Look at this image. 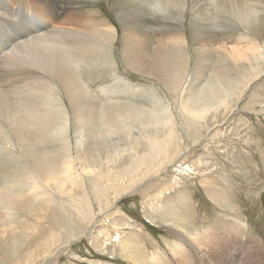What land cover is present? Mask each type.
I'll list each match as a JSON object with an SVG mask.
<instances>
[{
	"label": "bare ground",
	"instance_id": "6f19581e",
	"mask_svg": "<svg viewBox=\"0 0 264 264\" xmlns=\"http://www.w3.org/2000/svg\"><path fill=\"white\" fill-rule=\"evenodd\" d=\"M144 1L153 11L169 13L170 7L176 8L182 19H185L183 10L191 12V36L197 43L195 49L192 48L193 60L183 34L164 40L158 37L157 28L149 25L140 29L127 23L122 24L120 36V53L127 66L162 83L178 100L174 102L179 103L178 109L184 118L197 120L210 109L227 104V100H238L250 80L258 73L259 76L264 74L263 15L250 0H206L208 7L205 8L198 0ZM261 3L264 4V0ZM68 4L69 0H0V45L3 44L0 46V164L13 169L12 174L3 173L0 179L2 264H31L34 260L35 250L28 252L30 240L42 234H34L39 224L52 217V206L57 203L52 196L57 190L75 193L78 188L82 191L79 197L84 199L88 198L87 187L90 186L103 211L109 198L103 202L102 197L107 196L109 190L119 192L125 178L137 185L179 154L174 142L177 135L174 110L163 100L156 86L129 83L116 77L118 62L113 47L118 28L109 19L108 23L97 20L96 13L69 8ZM232 4L243 6L246 16L235 18ZM210 7L221 13L223 22L218 21V13L213 22L201 21L214 17ZM104 22L109 25L105 26ZM216 23L242 25L244 29L238 39L244 46L218 44L217 54L213 34ZM256 24L259 27L252 29ZM214 52L218 61L213 59ZM212 59L214 64H209ZM105 66L113 72L115 80L91 88L85 72ZM189 69L195 75L191 82ZM204 76L205 84L195 89V82ZM144 91H149L148 97L156 103V109L117 98L118 93L133 95ZM162 155L167 159L160 160L154 168L149 166ZM99 183L101 191L96 187ZM164 189L157 191V196L163 194ZM209 194L214 202L227 201L217 188ZM85 207V213L79 211L80 217L89 220L93 217L90 216L93 212L90 198ZM174 213V210L166 213L173 222ZM72 220L73 224L67 223L68 235L82 234L79 223ZM53 226L55 224H49L50 228ZM249 228L247 222L236 215L231 223L209 226L200 237L196 231L188 233L189 236L181 233L179 236L189 247L197 249L199 261L209 258L220 263L227 243L238 247L240 242L251 252L259 238ZM52 234L43 252H34V256L45 259L54 251L55 248L51 250L55 244ZM110 236L118 237V232L113 231ZM181 241L176 240L174 247L168 246V249L186 262L188 257L182 255L185 249ZM120 242L122 248L133 246L130 238ZM158 256L154 255L155 259Z\"/></svg>",
	"mask_w": 264,
	"mask_h": 264
},
{
	"label": "rangeland",
	"instance_id": "374dc122",
	"mask_svg": "<svg viewBox=\"0 0 264 264\" xmlns=\"http://www.w3.org/2000/svg\"><path fill=\"white\" fill-rule=\"evenodd\" d=\"M139 1L69 0L67 6L96 13L97 20L107 22L109 19L118 28L116 45L113 47L115 59L118 62L115 70L116 77L123 78L129 83L156 86L163 100L171 109L173 108L172 111L174 110L177 127V138L175 137L174 142L179 148L178 157L149 176L148 181H146L149 179L147 177L137 185H133L134 182H129V178H125L123 183H120L122 191L109 190L107 196L102 197L103 202L106 197L109 198L108 206L103 211L94 199V189L91 187V190L89 183H86L88 198L84 199L79 197L82 191L76 189L78 186L75 187L76 191L74 189L75 193L66 192V189L57 190L52 196L54 202L57 201V203L52 206L53 212L50 209L53 214L49 218L50 221L42 222L38 230L34 231L35 235L42 233L46 237L41 234L31 239V249H28V252L33 249L36 254L43 252L52 232H54L52 238L55 244L51 250L55 249L45 259L34 256L33 252L34 260L31 264H136V260L142 264H150L152 261L153 264H182L184 261L178 256H173L168 249V246L174 247L176 240H182L179 235L189 236L188 233L196 231L200 237L209 226L218 222L231 223L236 215H239L242 221H246L250 227L249 231L259 238V241L254 243L251 252L240 242L237 244L238 247L227 243L223 247L224 259L220 263H215L209 258L201 262L197 249L189 247L188 242L185 241V243L182 240L183 248L186 250H184L186 253L183 251L182 255L185 254L184 257H188L187 264H264V74L261 76L259 73L256 74L257 77L250 80L238 100H227V104H223L225 107L221 105L219 108H212L197 120L191 117H189L191 119L184 118L178 109L179 103L174 102L176 99L162 83L153 76L141 74L127 66L120 53V36L122 24L127 23L140 29L147 28L149 25L157 28L158 37L164 40L183 34L188 41V52L192 54L191 59L193 60L195 54L192 48L195 49L197 43L191 36V12L183 10L185 19H182L180 11L176 8L170 7L169 13H163L151 10L144 0ZM205 1L198 0V4L203 5V8L208 7ZM250 1L256 6V11L263 15L262 22H264V4L261 0ZM231 8L235 18L246 16L247 11L243 6L232 4ZM209 10L214 17L211 18L209 14L210 19H201L202 22L209 23L211 20L213 22L217 13L219 14L218 21L223 22L224 19L220 16V12H216L214 7H210ZM235 10L238 12L235 13ZM175 16L179 18H173ZM218 24H215L217 26H214L215 32L213 33L216 37L217 54L220 51V48H217L218 44L244 46V42L238 39L241 29H244L242 25ZM258 27L259 25L256 24L251 28L257 29ZM0 46H3L2 42ZM217 54L216 52L212 54L215 61H218ZM213 59L209 64H214ZM190 64H193V61ZM188 74L190 82L193 81L194 71L189 69ZM116 77L108 66L93 67L85 72V78L88 79L87 82L91 88L109 83ZM204 78L205 76L195 82V89L205 84ZM127 94L118 93L117 98L119 101L134 102L138 106L156 107V103L153 104L148 97L149 91ZM123 156L126 158L128 154L125 153ZM166 159V156L162 155L152 164L149 163V166L154 168L160 160ZM12 171L10 166L0 164V179L4 176L3 173L10 175ZM96 187L101 191L100 183ZM164 187L166 189L162 192L163 194L157 196V191L159 192ZM214 188L224 193L225 198L227 197L226 202L222 204L214 202L209 194L214 191ZM89 198L92 202L90 210L93 211L90 216L93 217L84 220L80 217L79 211L86 212L85 203ZM169 210H174L175 222L171 220V217H167L166 213ZM72 219L79 224L82 223L78 226H81L79 229H82L83 235L73 236L72 233L68 235L70 230H68L67 223L69 221L73 224ZM50 223L55 224L52 227L54 230L49 227ZM114 223L116 226L113 225ZM60 230L61 232H58ZM113 231L118 232V237L111 238ZM107 232L108 236H106ZM56 238L59 239L55 240ZM128 238L133 240L132 248H122L120 240ZM157 254L161 256L157 257L159 263H156L157 259L154 257Z\"/></svg>",
	"mask_w": 264,
	"mask_h": 264
}]
</instances>
